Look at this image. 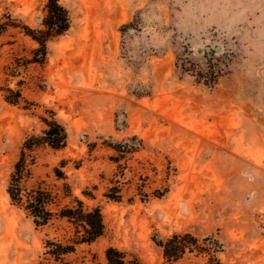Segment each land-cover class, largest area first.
<instances>
[{"label":"rangeland","instance_id":"374dc122","mask_svg":"<svg viewBox=\"0 0 264 264\" xmlns=\"http://www.w3.org/2000/svg\"><path fill=\"white\" fill-rule=\"evenodd\" d=\"M47 1L0 0L1 20L20 24L0 33V264H109V246L168 264L156 240L185 231L219 239L226 264H264V0H60L71 26L38 61L21 26L41 27ZM45 117L64 124L67 145L27 150L23 186L62 195L69 183L60 206L78 196L105 222L67 263L45 240L68 242L74 225L38 226L8 192Z\"/></svg>","mask_w":264,"mask_h":264},{"label":"trees","instance_id":"16d2710c","mask_svg":"<svg viewBox=\"0 0 264 264\" xmlns=\"http://www.w3.org/2000/svg\"><path fill=\"white\" fill-rule=\"evenodd\" d=\"M0 17V33L5 31L8 26H19L16 22L2 21ZM71 26V16L68 8L60 0L47 1V13L42 19L41 27H32L28 24L22 25L23 31L30 35L39 43L35 52V59L42 61L47 54V44L53 37L63 34ZM215 71H211L209 80H215ZM21 92L16 91V96L8 98L11 102H18ZM46 128L41 135H31L23 145L20 158L15 164V170L11 174L8 185V192L11 200L23 208L30 215L35 224L47 225L54 218L66 219L74 225V232L69 237L68 242L60 239L47 238L45 240V254L48 258L59 263H67L66 255L76 250L80 243H91L100 237L105 231V222L102 210L96 206L93 208L85 207L84 201L75 196L68 203L60 206L61 197L73 195L71 186L66 183L63 194L54 192L52 189L38 184L33 187H24L22 180L30 173V166L27 157V150H32L41 143L50 145L53 148H62L67 145L68 132L63 123L56 118H44ZM121 143L114 145L117 149ZM58 177H62L63 171L56 168ZM116 199V194L109 195ZM59 206L55 209L54 206ZM162 246L163 253L168 264H174L181 259L188 251L207 252L210 255V264H226L218 256L217 252L221 249L219 239L213 236H206L204 242H200L198 236L191 231L175 232L166 239L156 240ZM106 258L109 264H133V261L126 259L125 251L115 246L106 249ZM38 264H45L40 261Z\"/></svg>","mask_w":264,"mask_h":264},{"label":"water","instance_id":"95a60500","mask_svg":"<svg viewBox=\"0 0 264 264\" xmlns=\"http://www.w3.org/2000/svg\"><path fill=\"white\" fill-rule=\"evenodd\" d=\"M206 48H207V50H208V51L211 49V47H210V46H207ZM216 49L218 50V49H220V47H219V46H217V47H216Z\"/></svg>","mask_w":264,"mask_h":264}]
</instances>
